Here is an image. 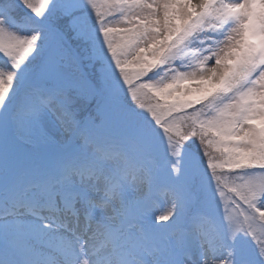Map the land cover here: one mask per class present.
I'll use <instances>...</instances> for the list:
<instances>
[{"label":"rangeland","instance_id":"obj_1","mask_svg":"<svg viewBox=\"0 0 264 264\" xmlns=\"http://www.w3.org/2000/svg\"><path fill=\"white\" fill-rule=\"evenodd\" d=\"M249 10L252 19L256 18L252 20L256 26L253 37L258 36L264 41V0H261L257 7L250 5ZM216 20L209 19L202 23L201 18L196 17L191 23L198 25V31L216 35L219 28L212 27ZM219 20V27L229 30L230 19H221V22ZM252 23L249 26L250 31ZM29 40L31 34L26 26L12 28L6 22L0 23V94H3L5 87L12 91L20 89L22 93L32 96H40L46 92L47 89L35 76L25 79L23 65L18 59L25 57ZM113 43H118V40L113 39ZM165 43L166 41L161 42ZM162 51V47L152 48L137 58L136 51L125 56L117 49L113 54L116 68L108 65L109 86L114 94L119 95L123 94L124 87L127 86L135 108L130 113L121 114L114 103V95H110L108 91L107 95L101 93L106 96L107 102H99L97 105L101 113L100 120L89 118L82 129H79L78 120L72 117V113L77 98L82 93H90L94 81L85 65L83 71L89 75L88 78L93 82L91 84L83 82L80 78V66L77 63L70 58L62 61L67 79L53 81V86L66 93L71 119L65 120L58 113H49L38 125L25 133L24 139L15 141L12 162L20 165L26 172L17 174L13 169L0 188V196L4 200V204L0 206V218L7 217L6 221H0V225L4 227L5 232L14 233L18 239L31 228L30 224L28 229H25L24 225L14 222L10 214L3 216V213L13 206L14 197L17 199L20 195L22 200L33 199L45 193L41 191L42 187L51 191V185L38 181L37 174L27 168L25 161L34 157L63 160V167L52 181L55 185H60L56 186L55 190L78 191L73 171L68 168L69 162L79 164L82 161L94 165L95 159L89 158L91 154H119V157H111L108 162L100 165V169L108 175L117 174L122 170H135L145 181L129 178L127 185L120 188L123 208L121 203L115 200L113 206L122 211L132 204H144L147 199L146 207L137 205L144 212L153 204L158 207V199H163L161 209L157 213L149 216L138 214L136 227L127 229L129 234L120 240L126 242L131 237L140 238L151 231L162 232L163 235L158 239L162 250L150 256L151 264L169 261L176 264L172 258V251L176 250L178 241V233L174 235V230H180L176 227V222L182 219L183 206L193 204L195 195L190 190L197 189L195 186L199 181V170L204 171L198 153L192 150L180 135L182 125L188 130L186 135L182 134L187 136L192 131V123L209 132L218 147L220 146L219 160L210 164L216 168L208 167L207 173L210 174L206 175L205 182L201 184L208 193V199L222 197L224 203L231 195L237 197V205L223 208L222 217L203 226L207 232L219 238L214 245L222 257L216 262H235L227 250L228 247L235 249V257H254L252 242L255 241L259 245L264 238V225L256 222L264 219V77H257L249 86L250 77L241 78L240 71L234 68L227 79L220 78L219 86H214L216 90L209 96L201 95L207 82L177 80L167 88H154L153 81L141 78L156 66L155 62ZM198 55L200 52L197 50L185 49L181 59L190 58L196 64L197 74L203 77L206 71H201L196 59ZM238 59L241 69L264 63L263 44L246 42L244 54ZM117 70L120 73L119 78ZM227 87L231 89L230 93L226 92ZM209 106L212 111L205 112L203 108ZM171 131L173 133H169ZM116 137H123L119 146L124 147L113 146ZM187 137L191 139L190 143L195 140L201 147L208 143L204 136L194 134ZM225 145L230 148L229 154L224 152ZM214 151L216 152V149ZM123 154H129V157ZM162 158L164 159L160 160ZM254 166L258 168L254 169ZM245 167L247 173L246 169L242 170ZM157 175L161 177L158 178ZM86 181L91 182L90 179ZM96 186L98 187L97 184ZM197 186L199 187V184ZM187 194L190 195L187 197ZM10 196L13 198L9 202ZM96 220L101 225L113 221L102 216ZM164 223L167 224L165 227ZM167 232L172 236L163 244ZM223 243L226 247H223Z\"/></svg>","mask_w":264,"mask_h":264},{"label":"snow or ice","instance_id":"obj_2","mask_svg":"<svg viewBox=\"0 0 264 264\" xmlns=\"http://www.w3.org/2000/svg\"><path fill=\"white\" fill-rule=\"evenodd\" d=\"M214 4L217 7H212ZM250 5L257 6L253 0H0V23L6 22L12 28L26 26L31 34L27 59L18 58L25 79L35 76L47 89L40 96H32L5 87L0 94V188L13 169L17 174L26 172L12 162L16 140L24 139L25 133L49 113L71 119L66 93L52 85L53 81L67 79L62 63L65 59L77 63L80 78L91 84L83 71L86 60L88 67L95 70L96 80L114 95L121 114L130 113L135 104L127 86L122 95L114 94L109 86L108 65L116 68L113 54L117 49L125 56L136 51L138 58L152 48H163L156 66L141 78L153 81L154 88H167L177 80L207 82L201 95L209 96L216 90L214 86H219L220 78L227 79L234 68L240 71L241 78L250 77L249 83L264 77V63L239 68L238 58L243 56L246 42L260 43L259 37H253L249 30ZM196 17L202 23L209 19H230L235 27L230 33L213 35L197 30L198 25L191 23ZM113 39L118 43L114 44ZM72 41L79 42L81 47H71ZM162 41L166 43L161 44ZM185 49L200 52L196 59L201 71H206L203 77L197 74L196 64L190 58L181 59ZM117 77H120L118 70ZM25 164L37 174L38 181L51 185L50 198L55 201L59 193L52 181L64 161L34 157ZM3 204L0 196V206ZM39 219L41 223L30 222V226L43 236L50 227L49 218ZM6 250L10 259L7 262L0 259V264H28L27 245H21L14 233L5 232L0 225V255Z\"/></svg>","mask_w":264,"mask_h":264},{"label":"bare ground","instance_id":"obj_3","mask_svg":"<svg viewBox=\"0 0 264 264\" xmlns=\"http://www.w3.org/2000/svg\"><path fill=\"white\" fill-rule=\"evenodd\" d=\"M101 178L103 179L104 176L102 175ZM143 181H145L144 178L142 179V182ZM109 211L114 215L118 213V210L113 207L110 208ZM20 220L26 221V218L20 217ZM48 222L49 224H51L50 220H48ZM33 223H41V220L36 219L33 221ZM94 225L95 227L92 228L90 232H86L87 236L91 239L93 246H95V244L99 240H107V238L109 237L108 234H110L108 232L109 228H106L97 223ZM44 231L46 235L41 236L33 232L31 228L29 229L28 234L26 236H22L20 238V244L27 245L26 257L28 260V264H67L79 258L78 255H74L81 251L79 249V243H76L71 239L70 243L69 241L64 242L65 244L62 243L63 239L60 235H66L69 233L66 228L62 226L59 228L55 226H50ZM202 233L206 236V233L203 230ZM104 236H106L105 239ZM66 238L69 239L70 237L67 236ZM131 240L134 241V243L131 244L132 246L130 249L135 251V253H139L142 247L148 245L152 240H154V238L151 235L150 238L141 240L143 246H141L139 242L136 243V239L131 238ZM185 243L189 244L190 241L186 240ZM129 245L130 244H125L124 247ZM67 246H70L71 249H67ZM124 251L125 248H123L122 246H117L114 249H108V251L106 252H109L107 257H110L112 261H116L117 259L116 264H137V261L133 260V258H135L136 256H132L131 251H128L126 254H124ZM4 253H6L8 257L10 256L8 251ZM99 256L100 253L96 254L93 258H99ZM220 257V252H218L213 245L211 249H209L207 252L200 253V251H196L194 254L191 255V259H193V261H196V264H217L216 260ZM92 260L97 263V259Z\"/></svg>","mask_w":264,"mask_h":264},{"label":"trees","instance_id":"obj_4","mask_svg":"<svg viewBox=\"0 0 264 264\" xmlns=\"http://www.w3.org/2000/svg\"><path fill=\"white\" fill-rule=\"evenodd\" d=\"M70 35V34H69ZM72 44L75 46V47H81L80 45H79V42H77V41H72ZM81 56H84V53H83V51H81ZM84 65H85V67H87V69H88V73L91 75V77L93 78V80L97 83V85L99 86V87H102V85L99 83V81H97L96 80V76H95V74H94V69L93 68H91V67H88V64H87V61L85 60L84 61ZM86 101L87 100H85V99H79V105H81V106H83V105H89V104H86ZM77 102H78V100H77Z\"/></svg>","mask_w":264,"mask_h":264}]
</instances>
